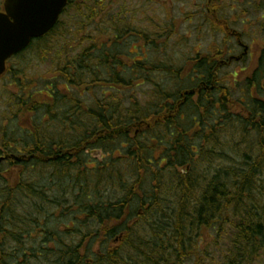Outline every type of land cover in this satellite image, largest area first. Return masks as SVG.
I'll use <instances>...</instances> for the list:
<instances>
[{
	"label": "trees",
	"instance_id": "16d2710c",
	"mask_svg": "<svg viewBox=\"0 0 264 264\" xmlns=\"http://www.w3.org/2000/svg\"><path fill=\"white\" fill-rule=\"evenodd\" d=\"M221 1L204 13L224 45L193 59L151 60L190 18L143 27L151 0H69L23 53L0 111V264H264V47L225 82Z\"/></svg>",
	"mask_w": 264,
	"mask_h": 264
},
{
	"label": "rangeland",
	"instance_id": "374dc122",
	"mask_svg": "<svg viewBox=\"0 0 264 264\" xmlns=\"http://www.w3.org/2000/svg\"><path fill=\"white\" fill-rule=\"evenodd\" d=\"M143 0H134L141 2ZM148 12L140 11L137 14V20L141 21L143 27H147L145 20L146 14L155 16H164L165 12L172 13L177 18H182L183 22L179 33L172 38L165 51H157L150 53L151 60L159 61L166 55H174L182 59L194 58L197 54L211 52L224 45L225 34L219 28L218 24H213L207 20L204 13L206 8V0H151ZM143 3H146L145 1ZM219 13L225 16L231 27L237 33L241 34V42L248 47V51L243 55L244 61L234 60L229 67L225 68L221 75L225 82L234 85L229 78L234 77L236 71H240L248 67V74L251 73L259 58L261 49L264 47V0H222L219 6ZM235 20V21H234ZM70 22V21H69ZM70 26V23H69ZM230 51L233 56H240L244 53L243 47L238 45L235 37L231 36ZM237 45V46H236ZM131 51L138 52L137 45L130 47ZM47 66L35 63L29 72L35 74H45ZM246 70L241 74H245ZM148 89V88H147ZM18 90L13 84L0 82V111H8L10 105V96L17 93ZM5 159L8 155H3ZM98 156V153L96 155ZM4 159V160H5ZM3 161V160H2ZM1 161V162H2ZM6 168V165H2Z\"/></svg>",
	"mask_w": 264,
	"mask_h": 264
},
{
	"label": "water",
	"instance_id": "95a60500",
	"mask_svg": "<svg viewBox=\"0 0 264 264\" xmlns=\"http://www.w3.org/2000/svg\"><path fill=\"white\" fill-rule=\"evenodd\" d=\"M67 2L68 0H8L7 9L13 14L16 23L12 26H0V75L5 70L8 58L25 48L32 38L44 35L55 26ZM247 51L248 47L244 46V53L237 60Z\"/></svg>",
	"mask_w": 264,
	"mask_h": 264
},
{
	"label": "flooded vegetation",
	"instance_id": "af4514ba",
	"mask_svg": "<svg viewBox=\"0 0 264 264\" xmlns=\"http://www.w3.org/2000/svg\"><path fill=\"white\" fill-rule=\"evenodd\" d=\"M7 2H8V0H0V26L1 25L12 26L16 23L14 20L13 14L11 12H9L7 9V5H6ZM51 30L52 29H50L49 31H51ZM48 33H46V34H48ZM46 34H44V35H46ZM44 35L32 38L30 43L25 48H23L21 51L17 52L16 54H14L13 56H11L10 58H8L6 60L5 70L0 75V82L7 83V84L25 82V80L27 78L25 75V66H22L25 64L20 63L21 59L23 58L22 57L23 53L33 44V42L42 38ZM204 89H208L207 86ZM196 93L197 94L201 93V90L195 89V91L193 93L183 94V102L182 103H184V104L186 103V101L188 100V98H187L188 95L196 94Z\"/></svg>",
	"mask_w": 264,
	"mask_h": 264
}]
</instances>
